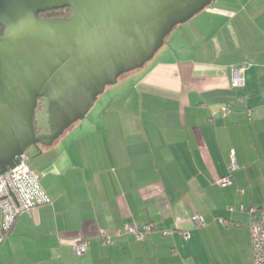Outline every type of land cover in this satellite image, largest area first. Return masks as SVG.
I'll list each match as a JSON object with an SVG mask.
<instances>
[{"label":"crops","instance_id":"obj_1","mask_svg":"<svg viewBox=\"0 0 264 264\" xmlns=\"http://www.w3.org/2000/svg\"><path fill=\"white\" fill-rule=\"evenodd\" d=\"M174 30L150 62L39 148L31 162L53 202L18 217L0 264H255L249 209L264 206V0H215ZM242 62L245 83L233 88ZM226 103L233 110L224 117ZM227 174L233 182L220 186ZM148 223L155 229L144 240L114 235ZM80 235L90 244L78 255Z\"/></svg>","mask_w":264,"mask_h":264},{"label":"water","instance_id":"obj_2","mask_svg":"<svg viewBox=\"0 0 264 264\" xmlns=\"http://www.w3.org/2000/svg\"><path fill=\"white\" fill-rule=\"evenodd\" d=\"M214 1L0 0V175L32 146L53 145Z\"/></svg>","mask_w":264,"mask_h":264},{"label":"built area","instance_id":"obj_3","mask_svg":"<svg viewBox=\"0 0 264 264\" xmlns=\"http://www.w3.org/2000/svg\"><path fill=\"white\" fill-rule=\"evenodd\" d=\"M248 67V63L242 62L234 69V75L231 82L233 88H239L245 83L244 73ZM233 110L230 103H226L221 107V112L224 117L228 116ZM232 163L231 169L237 167L235 151H231ZM233 182L231 174H227L218 180L220 186H228ZM52 198L44 189L41 183V173L34 168L31 162V157L27 152L22 154L18 165L0 175V243L4 237L11 231L18 217L33 208L51 204ZM237 207L230 206L229 210L234 211ZM238 209L244 210L243 206ZM251 221L249 229L252 238V248L254 253L255 264H264V206L251 207L249 209ZM196 225L203 224V218L200 214H195L192 217ZM225 224L228 220L222 219ZM154 225L148 223L145 225L128 224L124 228H116L115 236H121L125 233H134L138 240L146 239L153 231ZM171 230H164L163 234H172ZM104 236L106 244H112L111 237L105 232H100ZM182 235L185 238L190 237L188 231H183ZM90 244V237L80 235L72 246L75 254H84Z\"/></svg>","mask_w":264,"mask_h":264},{"label":"trees","instance_id":"obj_4","mask_svg":"<svg viewBox=\"0 0 264 264\" xmlns=\"http://www.w3.org/2000/svg\"><path fill=\"white\" fill-rule=\"evenodd\" d=\"M71 13L70 8L66 7V8H61V9H55V10H51V11H46L43 13L39 14V17H63V16H67ZM4 27L0 25V36L3 35L4 33ZM41 102L39 103V107H40ZM42 147V146H39Z\"/></svg>","mask_w":264,"mask_h":264},{"label":"rangeland","instance_id":"obj_5","mask_svg":"<svg viewBox=\"0 0 264 264\" xmlns=\"http://www.w3.org/2000/svg\"><path fill=\"white\" fill-rule=\"evenodd\" d=\"M184 24L185 23H183V24H180V25H178L176 28H175V30L174 31H176V30H180V28H181V26H184ZM170 38V35L166 38V41L168 40ZM126 75V74H125ZM124 76V75H123ZM122 76V77H123ZM112 86V85H111ZM110 86H108V88H109ZM104 94V93H103ZM101 96V95H100ZM105 96H108V93H106V95ZM99 107H97V109H98ZM95 111V112H94ZM94 111H92V113L93 114H95L96 113V109L94 110ZM89 114V113H88ZM39 146H32L31 148H29L28 149V151H27V153L29 154V156L31 157V160L34 162V160L37 158V156H38V153H39ZM33 164V163H32Z\"/></svg>","mask_w":264,"mask_h":264}]
</instances>
